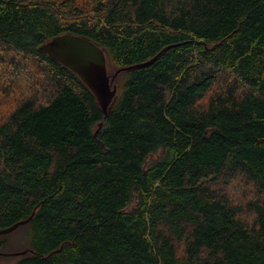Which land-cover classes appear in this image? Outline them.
Segmentation results:
<instances>
[{
	"label": "trees",
	"instance_id": "obj_1",
	"mask_svg": "<svg viewBox=\"0 0 264 264\" xmlns=\"http://www.w3.org/2000/svg\"><path fill=\"white\" fill-rule=\"evenodd\" d=\"M63 33L109 75L158 56L105 115ZM27 219L14 264H264V0H0V230Z\"/></svg>",
	"mask_w": 264,
	"mask_h": 264
},
{
	"label": "water",
	"instance_id": "obj_2",
	"mask_svg": "<svg viewBox=\"0 0 264 264\" xmlns=\"http://www.w3.org/2000/svg\"><path fill=\"white\" fill-rule=\"evenodd\" d=\"M40 49L81 77L96 95L104 114H108L110 106L117 95L118 87L117 85H112V78L108 74L107 54L102 47L87 37L73 33H63L47 41ZM157 56L123 69L148 65ZM123 69H118L113 77ZM29 220L20 221L11 227L1 229L0 235L12 232L19 226L29 222ZM26 252L27 250H24L15 254H25Z\"/></svg>",
	"mask_w": 264,
	"mask_h": 264
},
{
	"label": "rangeland",
	"instance_id": "obj_3",
	"mask_svg": "<svg viewBox=\"0 0 264 264\" xmlns=\"http://www.w3.org/2000/svg\"><path fill=\"white\" fill-rule=\"evenodd\" d=\"M116 71L117 69H113L110 71V76L112 77V85H118L119 80H121V78L118 77V74L113 77ZM27 230V227L20 226L12 232L8 233L7 243L0 250V264H14L21 256V254L15 253L22 252L24 251V249L30 247V238L26 236Z\"/></svg>",
	"mask_w": 264,
	"mask_h": 264
}]
</instances>
